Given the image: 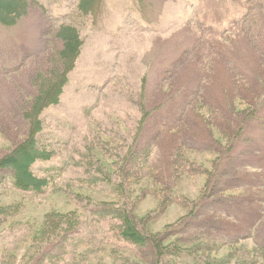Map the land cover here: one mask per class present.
Listing matches in <instances>:
<instances>
[{"label": "rangeland", "instance_id": "obj_1", "mask_svg": "<svg viewBox=\"0 0 264 264\" xmlns=\"http://www.w3.org/2000/svg\"><path fill=\"white\" fill-rule=\"evenodd\" d=\"M15 1L0 0L1 18ZM81 1L29 0L0 23V156L52 79L61 25L83 40L40 116L38 143L55 153L32 169L54 186L24 191L0 170V264L46 251L42 264H206L224 242L264 246V0H95L87 13ZM130 149L138 176L124 180ZM121 182L163 253L114 231ZM54 213H71L68 232H43Z\"/></svg>", "mask_w": 264, "mask_h": 264}, {"label": "trees", "instance_id": "obj_2", "mask_svg": "<svg viewBox=\"0 0 264 264\" xmlns=\"http://www.w3.org/2000/svg\"><path fill=\"white\" fill-rule=\"evenodd\" d=\"M28 1L29 0H17L13 2V6L9 9L12 11L10 12V16L6 19L0 17V23L4 25L13 23L15 18H18L25 12ZM94 2L95 0H82L79 3V8L83 13H87L94 10ZM58 33L59 37L62 38L63 44L62 48L52 58L53 66L50 69L52 79L45 83L46 87L44 90H41V92L34 97L30 108L24 112V117L28 120L24 138L16 143L8 153L0 156V170H7L10 173L14 185L24 191L40 193L50 185L54 186L50 177L39 176L32 169L33 164L37 160L50 159L55 153V150L45 146L42 147L38 143L39 139L37 135L42 130V120L40 116L45 108L59 101L63 87L68 80V73L75 66V62L83 44V40L76 26L61 25ZM132 153L133 150L130 149L124 155L122 166L119 167V175L124 180H126L125 178L128 176H131V178H137L138 176L136 173H131L130 175L124 168L126 167V162L131 164L133 163L132 161L135 160ZM206 172L208 174L206 183H208L209 180L211 181L212 178H214V172L210 170H206ZM123 185L122 182L116 185L117 188L113 191L115 196H117L115 197V202H112L114 206L107 207L110 217H113L118 223L114 231L119 237L135 245H152L153 248H156L157 252L163 253L164 244L161 243L160 240L162 239L159 238V235H148L143 232L142 226L144 227L146 221L137 218L135 215L132 208L133 206H131L129 202L128 189L126 190ZM197 205L198 204H194L193 206L197 207ZM70 214L71 213L66 214V216L60 213L52 214L49 220H52L51 222L53 224H50L43 232L45 233L47 230L53 232L56 228L58 230L62 228L60 229L61 231L68 232L71 229V225L74 224L72 223L73 219L69 218ZM138 225H140V227ZM57 234L59 236L58 231ZM220 239L226 240L223 236ZM238 243V240L224 242L223 246L230 251L227 253V256L223 259H210V257H207L209 260L206 264H264V246L256 243L257 245L248 248L244 244ZM210 248L211 247L208 249L210 250ZM47 255L48 251L42 254L40 260L36 263L42 264L43 259L46 258Z\"/></svg>", "mask_w": 264, "mask_h": 264}]
</instances>
